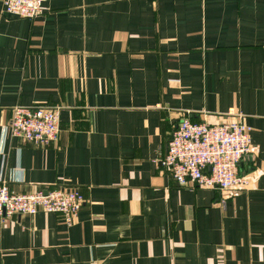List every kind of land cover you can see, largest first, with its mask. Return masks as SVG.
Masks as SVG:
<instances>
[{
	"label": "crops",
	"instance_id": "crops-1",
	"mask_svg": "<svg viewBox=\"0 0 264 264\" xmlns=\"http://www.w3.org/2000/svg\"><path fill=\"white\" fill-rule=\"evenodd\" d=\"M0 0V182L77 187L58 212L0 219V264H264V0ZM59 105L55 142L5 129ZM251 127L248 188L178 186L154 159L179 121Z\"/></svg>",
	"mask_w": 264,
	"mask_h": 264
},
{
	"label": "built area",
	"instance_id": "built-area-1",
	"mask_svg": "<svg viewBox=\"0 0 264 264\" xmlns=\"http://www.w3.org/2000/svg\"><path fill=\"white\" fill-rule=\"evenodd\" d=\"M10 16L32 19L41 15L45 0H2ZM59 105H17L5 129L11 136L39 144L55 142L59 134ZM251 127L237 118L211 124L179 121L165 152L154 161L167 167L178 186L240 191L248 188L246 175L238 172L243 157L251 151ZM77 187H54L35 192H14L0 182V219L32 215L38 211L58 212L70 224L84 203Z\"/></svg>",
	"mask_w": 264,
	"mask_h": 264
}]
</instances>
